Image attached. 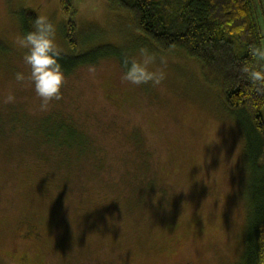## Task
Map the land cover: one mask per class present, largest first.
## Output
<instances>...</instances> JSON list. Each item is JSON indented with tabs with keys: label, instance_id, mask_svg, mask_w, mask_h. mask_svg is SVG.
I'll return each instance as SVG.
<instances>
[{
	"label": "rangeland",
	"instance_id": "rangeland-1",
	"mask_svg": "<svg viewBox=\"0 0 264 264\" xmlns=\"http://www.w3.org/2000/svg\"><path fill=\"white\" fill-rule=\"evenodd\" d=\"M71 2L75 49L59 0H0V264L20 251L29 264H240L264 186L244 115L224 106L218 79L196 59L157 48L126 10ZM30 12L56 26L60 62H80L47 111L17 43ZM141 47L167 55L150 66L166 74L159 86L121 81L123 55L140 59ZM69 126L71 144L62 142ZM25 223L39 238L21 237Z\"/></svg>",
	"mask_w": 264,
	"mask_h": 264
},
{
	"label": "trees",
	"instance_id": "trees-1",
	"mask_svg": "<svg viewBox=\"0 0 264 264\" xmlns=\"http://www.w3.org/2000/svg\"><path fill=\"white\" fill-rule=\"evenodd\" d=\"M111 7L126 10L137 32L161 49L170 45L196 59L205 74L218 79L224 106L239 112L249 125L254 147L250 155L253 171L264 179V82L253 83L242 71L247 65L260 70L249 55L251 47H264L251 0H108ZM66 18L65 40L75 49V9L71 0H59ZM34 13L24 15L22 30H33ZM264 22V19H263ZM67 72L78 63L75 59L60 62ZM264 63V62H262ZM214 66H213V65ZM216 73H211V68ZM45 119V118H44ZM43 119V120H44ZM62 142L72 140L73 127L65 129ZM55 135L49 129L45 136ZM68 136V138H67ZM55 137V136H54ZM64 137V138H63ZM65 140V141H64ZM257 187L252 216L244 235L240 264H264V186ZM15 264H18L17 262Z\"/></svg>",
	"mask_w": 264,
	"mask_h": 264
},
{
	"label": "clouds",
	"instance_id": "clouds-1",
	"mask_svg": "<svg viewBox=\"0 0 264 264\" xmlns=\"http://www.w3.org/2000/svg\"><path fill=\"white\" fill-rule=\"evenodd\" d=\"M33 30L17 38L20 47L27 49L23 57L24 63L29 67L30 74L27 77L34 85L35 93L40 98V110L47 111L50 103L62 99V88L66 83L65 73L59 60L62 57V50L56 43V26L45 15H39L32 22ZM175 46L170 45L168 52H172ZM249 55L260 65V70L245 65L242 71L253 83L264 82V47H251ZM140 59L124 54L122 65L126 71L121 76L122 82L134 86L151 83L159 86L166 78L162 69L151 70L150 66L155 64L157 58L160 64L167 65L168 58L165 54L151 52L146 47L139 49ZM88 73L94 78L96 66L89 65ZM26 79L22 72H17L15 80L18 83ZM15 97L9 93L4 103H12Z\"/></svg>",
	"mask_w": 264,
	"mask_h": 264
},
{
	"label": "flooded vegetation",
	"instance_id": "flooded-vegetation-1",
	"mask_svg": "<svg viewBox=\"0 0 264 264\" xmlns=\"http://www.w3.org/2000/svg\"><path fill=\"white\" fill-rule=\"evenodd\" d=\"M39 233L34 230V225L32 223H25L24 230L22 231L21 237L26 240L30 239L31 237L39 238ZM14 262L18 264H29L28 257L25 251H20L17 259Z\"/></svg>",
	"mask_w": 264,
	"mask_h": 264
},
{
	"label": "crops",
	"instance_id": "crops-1",
	"mask_svg": "<svg viewBox=\"0 0 264 264\" xmlns=\"http://www.w3.org/2000/svg\"><path fill=\"white\" fill-rule=\"evenodd\" d=\"M258 2H259V4H260V9H259V11H260V16H261V18H262V22H261V27H260V33L262 34V35H264V22H263V19H264V0H258ZM261 3L263 4V6L261 5Z\"/></svg>",
	"mask_w": 264,
	"mask_h": 264
}]
</instances>
